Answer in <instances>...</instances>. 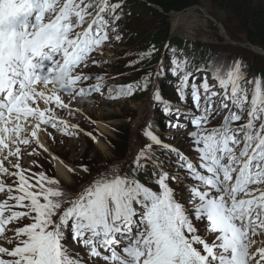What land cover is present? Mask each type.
Here are the masks:
<instances>
[{
	"label": "snow or ice",
	"instance_id": "6c2138e0",
	"mask_svg": "<svg viewBox=\"0 0 264 264\" xmlns=\"http://www.w3.org/2000/svg\"><path fill=\"white\" fill-rule=\"evenodd\" d=\"M121 8L110 0H0V174L10 181L0 179V264H264V240L254 239L264 237V77L247 76L239 60L211 63L199 84L205 69L188 71L186 58L161 66L192 107L174 111L159 91L152 99L176 117L172 128L186 130L189 154L146 125L147 142L126 169L98 173L75 194L21 167L33 144L48 151L40 137H52L49 127H79L58 113L72 115L77 98L103 94L102 77L84 69L117 32ZM150 75L111 98L147 90ZM221 113L222 123L208 127Z\"/></svg>",
	"mask_w": 264,
	"mask_h": 264
},
{
	"label": "rangeland",
	"instance_id": "374dc122",
	"mask_svg": "<svg viewBox=\"0 0 264 264\" xmlns=\"http://www.w3.org/2000/svg\"><path fill=\"white\" fill-rule=\"evenodd\" d=\"M110 1L122 5V0ZM221 1L226 0H200V4L183 11L170 12L169 35L159 47L158 60H153L147 67L141 66L140 62L146 51L145 41L150 39L149 44L155 43L159 16L157 12L142 11L137 5L127 6L125 11L132 10L128 15L130 17L123 16L121 20L123 24L119 20L115 22L113 27L117 29V32L112 34L110 41L105 42L93 54V59L97 63L95 65L89 63V66L84 69L86 74L102 77L104 87L101 92L103 94L92 93L83 100L77 98V101L70 104V107L74 108L72 115H69L66 110L58 113L70 125H78V128H70L68 134L48 128V131L52 133V137H49L51 151L61 157L68 169L75 170L74 172L67 170L71 179L69 178V182H66L60 177L52 158L35 144H33L35 152L32 151L29 155L30 151L22 156L21 167L30 169L31 173L44 172L49 177H55L63 187L68 185L69 191L74 190L73 194H75L98 173L117 168L126 169L147 142L143 136L146 125H150L151 130L160 137L162 143L178 147L185 154H189V141L183 133L185 129L172 128L169 121L175 122L176 117L165 115L163 105L157 104L152 99L159 91L174 111L178 109L181 113H188L192 107L190 99L185 101L178 99L176 78L170 72L162 71L161 66L168 65L173 57L186 58L187 70L195 74L199 70L201 60L197 61L186 51L178 53L176 46L171 47L172 42L175 39H180L182 42H194L207 50L211 60L207 67H203L205 74L208 66L221 58L227 61H241L242 67L246 71L248 69L247 76L256 77L260 71H264V50L256 49V51H263L261 54L251 48L244 34L233 22L230 13L219 8L218 2ZM250 2L253 5H261L264 0H250ZM155 9L158 10L156 7ZM116 34L120 35V40L114 38ZM132 34L136 36L133 38ZM158 72H161L159 76ZM148 74L151 75L147 90L136 89L131 96L121 95L115 99L111 98L116 95L119 86L142 84L144 77ZM258 77H264V74ZM203 79V72H200L196 77L197 84ZM95 82V80L88 81V83ZM209 82L213 83L210 75ZM109 88L112 89L111 95ZM222 116L223 113L208 127H215L222 123ZM184 122L182 118L181 123ZM89 133L92 135H88ZM93 136L96 137L95 141ZM157 154L161 161H165L163 152ZM5 166L9 167L7 164ZM82 166H87V173L83 171ZM164 170L170 171L171 175L184 176L183 170H178L173 164L167 162L164 163ZM26 175L30 173L26 172ZM143 178L141 179L148 181V177L143 176ZM0 179L10 183L3 174H0ZM170 186L176 189L178 194L184 191L175 182H171ZM0 198H3L2 193ZM8 227L11 228V225ZM258 239L260 241V237ZM261 240H264V237ZM5 246L8 245L5 244Z\"/></svg>",
	"mask_w": 264,
	"mask_h": 264
},
{
	"label": "trees",
	"instance_id": "16d2710c",
	"mask_svg": "<svg viewBox=\"0 0 264 264\" xmlns=\"http://www.w3.org/2000/svg\"><path fill=\"white\" fill-rule=\"evenodd\" d=\"M198 4H200V0H122L121 9L123 10L119 13L120 15H129L131 10L124 13L125 8L128 5H137L142 11L148 13L157 12L159 16L155 43L149 44L150 39L145 41L146 51L140 62L141 66H150L153 60H158L160 53L159 47L167 39L171 29L170 12H180ZM152 5L158 8V10L160 9V12ZM218 6L230 13L233 22L242 34H244L248 42L264 48V3L261 5H253L250 0H226L218 2ZM135 36L132 34L133 38ZM174 42H176L180 51H186L198 59H204L207 62L210 61L207 50L201 48V45L194 42H182L180 39H175ZM203 65L204 63H200V66L203 67ZM243 70L245 73H248V69L246 71L243 68ZM263 74L264 71H260L256 77L262 76Z\"/></svg>",
	"mask_w": 264,
	"mask_h": 264
},
{
	"label": "bare ground",
	"instance_id": "6f19581e",
	"mask_svg": "<svg viewBox=\"0 0 264 264\" xmlns=\"http://www.w3.org/2000/svg\"><path fill=\"white\" fill-rule=\"evenodd\" d=\"M251 48L253 49V50H255L256 51V49H259V48H257V47H255V46H251ZM256 52H259V53H261L262 54V51L261 50H259V51H256ZM40 107H44V105H43V102L42 103H40ZM74 109V108H73ZM75 111H78V110H75ZM69 116V115H68ZM185 131L186 130H184L183 131V133H185ZM40 139H41V142L44 144V146L48 149V151L47 152H45L46 154H48L51 158H52V160H53V162L55 163V166H56V169H57V172H58V174H59V176L60 177H62L66 182H69V180L71 179V177H70V175H69V173H68V168L65 166V164L63 163V161H62V159H61V157L56 153V155L55 154H53V152L51 151V149H50V145L51 144H49V136H47V135H41V137H40ZM51 147H52V145H51ZM23 150V149H22ZM31 151V153H32V148H29L28 150H27V152H30ZM27 152H25V153H27ZM68 170V171H67ZM70 178V179H69ZM71 182V181H70ZM66 186V185H65ZM66 190H69V188H68V185L66 186V187H64ZM255 247V246H254Z\"/></svg>",
	"mask_w": 264,
	"mask_h": 264
}]
</instances>
